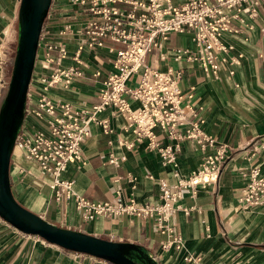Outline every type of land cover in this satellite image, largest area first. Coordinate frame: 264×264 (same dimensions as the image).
Masks as SVG:
<instances>
[{
  "label": "built area",
  "instance_id": "obj_1",
  "mask_svg": "<svg viewBox=\"0 0 264 264\" xmlns=\"http://www.w3.org/2000/svg\"><path fill=\"white\" fill-rule=\"evenodd\" d=\"M60 1L52 0L40 32L24 108L26 125L16 136L11 156L17 158L13 157L12 165L22 174L25 169L19 160L34 163L41 174L49 177L48 187L54 199L72 204L82 220L123 214L152 219L162 236L161 249L180 250L184 241L176 232L172 217L179 211L186 215L190 212L180 202L184 190L194 194L198 188L215 183L231 146L218 143L203 128L201 108L189 101L191 90L182 92L179 86L182 69L152 67L146 62L147 56L157 51L160 58H165L162 50L169 35L187 34L191 45L174 48V60L195 63L206 76L223 67L229 76H234L243 54L236 52L235 45L226 39L240 36L249 40L264 0H66L68 14L58 22L57 29L48 30L47 19L53 8L60 7ZM261 33L264 37V27ZM72 41L74 50L70 54ZM98 49L110 54L112 67L98 88V101L78 108L69 101L54 99L53 90H67L84 76L88 64L83 53ZM68 58L72 62L65 65ZM135 73L139 79L129 86L127 82ZM101 74L95 68L91 76L99 78ZM107 108L112 116L123 118V128L132 135L130 139L118 138V144L130 149L135 142H145L148 150L159 154L163 165L171 166L174 180L158 181L156 200H123L117 190L119 199L115 202L91 201L76 193L73 181L63 176L70 164L81 163L82 143L91 123L105 135L115 133L109 119L99 116ZM162 138L167 142H161ZM187 139L205 154L199 167L181 176L177 153L181 141ZM107 142L113 141L109 138ZM125 159V155L117 156L113 151L106 156L113 165H120ZM242 173L244 182L237 196L241 208L263 205L264 167L252 165ZM127 177L133 185L136 178L130 174ZM184 259L197 263L200 257L189 254Z\"/></svg>",
  "mask_w": 264,
  "mask_h": 264
},
{
  "label": "crops",
  "instance_id": "obj_2",
  "mask_svg": "<svg viewBox=\"0 0 264 264\" xmlns=\"http://www.w3.org/2000/svg\"><path fill=\"white\" fill-rule=\"evenodd\" d=\"M60 2V7L50 12L48 30L57 29L58 22L69 12V3L66 0ZM19 3L20 0H0V100L12 60ZM262 27L264 6L248 41L240 36L226 39L235 45L236 52L241 51L243 54L234 76H229L224 67L216 74L206 76L195 63L174 60L171 55L174 48L191 45L187 34L171 33L180 39L174 45L169 35L162 50L165 58H160L157 51L147 56L146 62L152 67L161 70L168 66L182 69L179 86L182 92L191 90L189 101L201 108L199 115L205 120L203 128L218 143L225 142L231 146V153L215 183L198 188L194 194L189 189L184 190L180 202L189 207L190 212L186 215L179 211L172 217L176 232L183 238V248L162 250V236L154 228L152 219L123 214L97 216L92 221L82 220L72 204L54 199L48 187L49 177L41 174L34 163L19 160L25 169L19 174L12 165L13 157L17 158L15 155L11 157L9 174L11 189L17 201L58 226L114 241L141 244L160 264H264V204L243 209L237 200L244 182L243 170L252 165L264 167ZM69 50L72 54L74 41L69 44ZM82 57L88 64L84 76L75 80L67 90L52 91L54 99L69 101L78 108L98 101V88L112 68L109 65L111 56L104 49L85 52ZM71 62L68 58L64 64ZM95 68L102 72L99 78L91 76ZM132 104L136 105V102ZM99 116L109 119L115 133L105 135L99 126L91 123L89 134L82 143L81 163L70 164L63 176L73 181L72 188L76 193L91 201L115 202L119 199L117 190H120L123 200L131 197L139 203L156 200L158 181L174 180L171 166L163 165L159 154L155 150H148L145 142H135L130 149L118 144V138L130 139L132 135L123 128L122 117L110 114V108ZM109 138L112 144H108ZM161 142L167 140L162 138ZM180 146L177 153L179 172L181 176H186L200 166L205 152L188 139L181 141ZM110 151L117 156L125 155V161L120 165L108 163L106 156ZM128 174L136 178L133 185L128 181ZM189 254L200 257L199 262L185 261L184 257ZM0 264L112 263L64 249L39 236L25 234L0 217Z\"/></svg>",
  "mask_w": 264,
  "mask_h": 264
},
{
  "label": "water",
  "instance_id": "obj_3",
  "mask_svg": "<svg viewBox=\"0 0 264 264\" xmlns=\"http://www.w3.org/2000/svg\"><path fill=\"white\" fill-rule=\"evenodd\" d=\"M52 0H20L17 46L6 95L0 105V217L15 229L64 249L112 264H160L143 245L114 241L58 226L20 204L11 189L10 161L24 119L26 95L36 60L42 25Z\"/></svg>",
  "mask_w": 264,
  "mask_h": 264
},
{
  "label": "trees",
  "instance_id": "obj_4",
  "mask_svg": "<svg viewBox=\"0 0 264 264\" xmlns=\"http://www.w3.org/2000/svg\"><path fill=\"white\" fill-rule=\"evenodd\" d=\"M45 21H46V19L44 20V22ZM44 22H43V25H44ZM43 25H42V27H43ZM16 46H17V24H16V39H15L14 46H13V52H12V60H11L10 70H9V72L7 74V80H6V84H5V87H4L3 96H2V98L0 100V105H1L3 99H4L5 95H6L7 89H8V83H9V80H10L11 71H12V67H13V61H14Z\"/></svg>",
  "mask_w": 264,
  "mask_h": 264
},
{
  "label": "rangeland",
  "instance_id": "obj_5",
  "mask_svg": "<svg viewBox=\"0 0 264 264\" xmlns=\"http://www.w3.org/2000/svg\"><path fill=\"white\" fill-rule=\"evenodd\" d=\"M171 40H172V44L174 45V44H177V43H179V41H180V39L178 38V36H176V35H174V34H171ZM15 42V41H14ZM13 52V51H12ZM105 61H106V58L104 57L103 58ZM111 63V62H110ZM109 63V65L111 66V64ZM139 79V75L138 74H133L130 78H129V80H128V85L130 86V85H132L134 82H136L137 80ZM26 125V123H25V119L23 120V122H22V125H21V127L22 126H25ZM16 154V153H15ZM12 157V156H11ZM32 211V210H31ZM34 212V211H33Z\"/></svg>",
  "mask_w": 264,
  "mask_h": 264
}]
</instances>
